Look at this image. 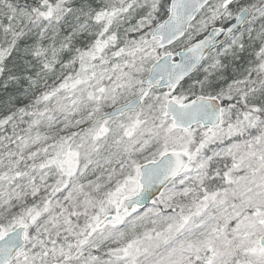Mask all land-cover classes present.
<instances>
[{
	"label": "snow or ice",
	"instance_id": "6c2138e0",
	"mask_svg": "<svg viewBox=\"0 0 264 264\" xmlns=\"http://www.w3.org/2000/svg\"><path fill=\"white\" fill-rule=\"evenodd\" d=\"M0 264H264V0H0Z\"/></svg>",
	"mask_w": 264,
	"mask_h": 264
}]
</instances>
